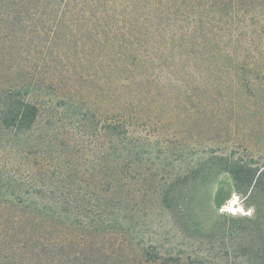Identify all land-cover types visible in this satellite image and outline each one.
Masks as SVG:
<instances>
[{
  "label": "trees",
  "instance_id": "16d2710c",
  "mask_svg": "<svg viewBox=\"0 0 264 264\" xmlns=\"http://www.w3.org/2000/svg\"><path fill=\"white\" fill-rule=\"evenodd\" d=\"M229 9L238 13V0H0V22H7L1 32L5 37L0 45L4 40L5 46L0 49V73L19 74L0 80L1 261L18 264L16 252L37 251L41 240L35 234L14 239L17 226L28 220H141L148 216V200H156L170 220L186 210V193L197 179L194 172H157L160 120L144 114V30L153 15L170 16L181 39L172 42L166 57L171 62L185 59L192 55L189 46L179 55L175 52L186 44L184 39L197 28L206 30ZM18 33L19 41L31 46L27 52L16 51L14 60L10 50ZM60 33L62 47L67 45L64 54L56 44ZM77 33L87 56L93 57L97 41L103 43L98 59H114L110 69L131 97L115 111H101L76 94L70 99L72 127L62 132L57 124L66 119L61 110L65 102H56L57 84L89 71H77L69 61ZM154 50L158 58L160 48ZM236 166L230 169L237 191L248 193L247 198L264 195V165L253 172ZM142 250L146 261L163 259Z\"/></svg>",
  "mask_w": 264,
  "mask_h": 264
},
{
  "label": "rangeland",
  "instance_id": "374dc122",
  "mask_svg": "<svg viewBox=\"0 0 264 264\" xmlns=\"http://www.w3.org/2000/svg\"><path fill=\"white\" fill-rule=\"evenodd\" d=\"M238 3V13L229 9L206 30L197 28L184 39L186 44L175 52L189 46L192 55L185 59L171 62L166 57L172 42L181 39L170 16L153 15L144 30V114L160 120L157 172H194L186 210L170 220L156 200H148V216L141 220H28L17 226L14 239L31 232L41 241L35 252H16L18 264H264V195L247 198L248 193L238 192L230 169L233 164L253 172L264 165V0ZM5 29L7 22H0V33ZM21 35L9 49L14 60L16 51L31 46L19 41ZM4 37L1 33L0 41ZM73 42L69 61L77 71H89L57 84L56 102H65L61 110L66 119L57 124L62 132L72 127L70 99L76 94L101 111H115L131 97L110 69L114 59H98L104 53L102 42L92 48L93 57L83 53L80 34ZM63 43L60 33L56 44L64 54ZM4 46L3 40L0 49ZM155 47L160 48L158 58ZM18 76L17 71L0 73V80ZM231 201L233 212L225 210ZM245 218L254 220H238ZM143 247L148 256L163 259L146 261ZM1 260L0 255V264H7Z\"/></svg>",
  "mask_w": 264,
  "mask_h": 264
},
{
  "label": "bare ground",
  "instance_id": "6f19581e",
  "mask_svg": "<svg viewBox=\"0 0 264 264\" xmlns=\"http://www.w3.org/2000/svg\"><path fill=\"white\" fill-rule=\"evenodd\" d=\"M235 206H236V204L233 201H231L230 203L226 204L225 210L233 212L235 210Z\"/></svg>",
  "mask_w": 264,
  "mask_h": 264
}]
</instances>
